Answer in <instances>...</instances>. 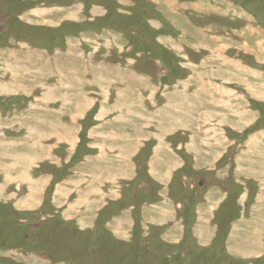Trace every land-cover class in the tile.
<instances>
[{"label":"rangeland","instance_id":"1","mask_svg":"<svg viewBox=\"0 0 264 264\" xmlns=\"http://www.w3.org/2000/svg\"><path fill=\"white\" fill-rule=\"evenodd\" d=\"M0 264H264V0H0Z\"/></svg>","mask_w":264,"mask_h":264},{"label":"crops","instance_id":"2","mask_svg":"<svg viewBox=\"0 0 264 264\" xmlns=\"http://www.w3.org/2000/svg\"><path fill=\"white\" fill-rule=\"evenodd\" d=\"M153 148H154V147H153ZM161 149H162V146H159L157 150L152 149V151H153L154 153H156L155 155H157V154H159V153L161 154ZM152 151H151V154H152ZM158 152H159V153H158ZM151 166H152V169H153L152 172H153V173H157V172H155V164L152 163ZM173 170H174V169H172L171 171H173ZM172 173L174 174V171H173ZM22 177H23V174L21 175V178H22ZM172 187H173V186H172ZM172 187H171V188H172ZM62 189H63L62 186H58V190H59V192H61ZM117 200H118V199H116V201H117ZM140 203H141V202H140ZM13 204H18V205H20V203H18V202H15V203H13ZM21 204H22V206L25 207V204H23V203H21ZM119 204H121V203H119ZM137 204L139 205V202H138ZM131 205H134V204H131ZM138 205H137V206H138ZM132 207H133V206H132ZM141 207H142V205H141L140 208H139V209H140V212H141ZM161 208H162V210H161V214L164 213V212H166L165 210H167V209H163V207H161ZM192 209H193V206L190 207L188 210L191 212ZM167 211H168V210H167ZM138 215H139V214H138ZM163 215L165 216L166 213L163 214ZM182 218H183V217H182ZM164 220L167 221V218L165 217ZM182 222H183V221H182ZM182 225H183V224H182ZM156 226H158V225H156ZM159 226H160V228L162 229L161 232H164L165 229H163V228H166V227H165V224H161V225H159ZM183 226H184V225H183ZM192 228H193V227H192ZM184 230H185V229H184ZM182 235H184L183 232H182ZM182 235H181V236H182Z\"/></svg>","mask_w":264,"mask_h":264}]
</instances>
